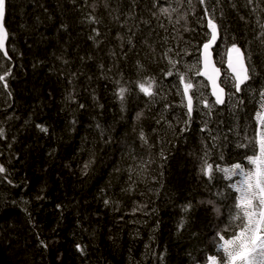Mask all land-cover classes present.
Returning a JSON list of instances; mask_svg holds the SVG:
<instances>
[{"label":"trees","instance_id":"trees-1","mask_svg":"<svg viewBox=\"0 0 264 264\" xmlns=\"http://www.w3.org/2000/svg\"><path fill=\"white\" fill-rule=\"evenodd\" d=\"M209 16L219 31L221 107L195 74ZM257 21L264 0H6L0 264H207L238 195L229 185L241 179L216 166L251 168L245 157L262 130ZM233 43L254 68L239 92L226 71ZM177 72L193 84L190 119ZM150 77L152 97L136 83Z\"/></svg>","mask_w":264,"mask_h":264},{"label":"snow or ice","instance_id":"snow-or-ice-1","mask_svg":"<svg viewBox=\"0 0 264 264\" xmlns=\"http://www.w3.org/2000/svg\"><path fill=\"white\" fill-rule=\"evenodd\" d=\"M199 2L204 4L205 0H199ZM248 2L253 3V0H248ZM5 7L6 0H0V50L7 56L5 42L8 39V32L3 23ZM172 11H176V9H172ZM160 12L169 16L171 15L168 8L161 7ZM205 12H208L207 8H205ZM257 23L259 24V21ZM259 26L261 31L257 39H260L261 43H264V24H259ZM207 27L211 29V32L208 42L203 44V67L197 70L195 74L203 75L210 81L212 95L215 97L214 103L224 104L225 88L218 83L221 69L212 61L211 53L212 45L215 44L219 31L218 25L211 16L208 17ZM247 59L248 57L245 56V52L237 44L233 43L228 50L227 66L231 71L228 79L235 92H239L241 86L251 80L254 75V68H251L247 64ZM169 63L175 67L178 61L169 60ZM10 74L9 72L8 75ZM166 75L171 76L173 72L168 71ZM177 75L183 83V95L187 99L185 107L190 119L193 112L194 97L189 94V91L193 88V84L190 79L188 82H184L185 73L177 72ZM0 81H5V87H7L4 75H0ZM136 83L139 90L145 95L152 97L155 94L153 90L156 83L154 78H148L146 83L140 81ZM128 91L127 87L121 86L117 93L118 98L123 101L125 93ZM260 97L264 101V91L260 92ZM201 103L205 107H210L207 99L202 100ZM261 109L262 111L257 113V119L260 121L262 130L258 133V138L251 142L254 146L252 155H246L245 157L248 164L252 167L246 169L240 163L233 164L231 167L216 166L217 170L222 172L225 178L231 180L233 177L239 176L241 179L229 185L238 195L234 197L228 223L223 229L218 230V241L214 239V243L217 245L216 254L207 257V264H264V102L261 103ZM142 115L143 113H137L136 119L139 120ZM41 130L47 132V128H43L42 126ZM0 136H3L2 130H0ZM140 138L147 143L143 132L140 133ZM240 147L246 148L249 145L242 144ZM205 155L207 156V153ZM83 167L86 170L89 164L86 163ZM200 170L209 179H212L213 164L209 163L207 159H204ZM5 171L4 166L0 165V173H4ZM105 203L107 204L108 201H105ZM209 203L213 202L209 201ZM190 207L191 205L185 206V211ZM215 211L219 214L220 209L216 208ZM40 244L45 248L47 247V244L43 240L40 241ZM77 248L81 253L84 252V248L80 245H77Z\"/></svg>","mask_w":264,"mask_h":264},{"label":"water","instance_id":"water-1","mask_svg":"<svg viewBox=\"0 0 264 264\" xmlns=\"http://www.w3.org/2000/svg\"><path fill=\"white\" fill-rule=\"evenodd\" d=\"M209 30L211 31L210 28H209ZM218 41H219V36H218V38H217L215 44H213V45H212V48H211L212 61H213L214 63H215V60H214V54H213V52H214V50H215V48H216V45H217ZM5 45H6V42H5ZM5 48H6V47H5ZM0 51L3 53L2 50H0ZM202 52H203V48H202V50H201V55H200L201 68L203 67V63H202V60H203V58H202ZM3 54H4V53H3ZM226 71H227L229 74H231V71H230V69L228 68L227 63H226ZM201 78H202L203 81H205V82L207 83V85H208V87H209V90H210L211 97H212V99L215 101V97L212 95V88H211V83H210V81H208L207 78H206L205 76H203V75H201ZM221 79H222V72H221V74H220V79H219V81H218V83H220V84H221ZM185 98H186V97H185ZM224 99L226 100V92H225ZM186 102H187V99H186ZM217 105L221 107V106H223L224 104H217Z\"/></svg>","mask_w":264,"mask_h":264}]
</instances>
